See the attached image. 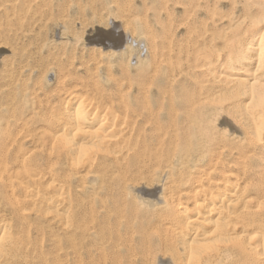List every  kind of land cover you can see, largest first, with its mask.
<instances>
[{
  "label": "bare ground",
  "instance_id": "1",
  "mask_svg": "<svg viewBox=\"0 0 264 264\" xmlns=\"http://www.w3.org/2000/svg\"><path fill=\"white\" fill-rule=\"evenodd\" d=\"M94 2L0 3V264H264V0Z\"/></svg>",
  "mask_w": 264,
  "mask_h": 264
},
{
  "label": "rangeland",
  "instance_id": "2",
  "mask_svg": "<svg viewBox=\"0 0 264 264\" xmlns=\"http://www.w3.org/2000/svg\"><path fill=\"white\" fill-rule=\"evenodd\" d=\"M64 2V0H47V2H49V4L56 9V2ZM66 3H69L71 7H81L83 9H86L88 7V5H92V3L94 4L95 8H97L98 10H103L102 6L99 3H95L94 0H65ZM0 3H4V0H0ZM38 5H41V3L39 2ZM86 7V8H85ZM53 14L56 15L58 14L59 16H69V19L71 21H76L75 19L78 18L77 13H72V11L70 12H59V11H53ZM1 17V16H0ZM54 19H56L57 17H53ZM82 18H85V15L82 16ZM88 20V18H87ZM6 25L4 20L1 17V23H0V30L5 29ZM91 33V30L88 32ZM58 37V28L56 25H51L47 30H45L43 32V35L40 37V39H48L51 43H53L54 39H57ZM1 40V38H0ZM86 43V41H85ZM43 44V41H36V42H25V43H20L18 45V48H21L22 50H25L23 53H28V55H32V53L38 51L41 52L40 54L43 55V57H45L46 59L48 58L50 61H52L53 59H55V61L57 60H65V59H69V57H74L77 58V60L73 59L72 61H79L80 58L81 61H87L88 58V54L91 52V49L93 48L90 45L84 44L83 47L79 48L81 51L76 50L74 51V49L72 48L71 44L69 43H65L62 42L61 43H56V46L54 47H48V48H43L41 47V45ZM8 50V49H7ZM102 51H108L105 49H101ZM27 55V56H28ZM2 55H0V61L2 63H0V71L1 69L5 68V66H10L9 69L12 70L13 72H16V68L18 67V64L20 65H24L23 61H26L25 58H22V60L20 59H14L10 56L9 52L5 50V53L3 54V56L5 57L3 60L1 59ZM26 56V57H27ZM74 61V62H75ZM54 63V62H53ZM66 65V64H65ZM32 66V65H31ZM30 66V67H31ZM79 82V81H76ZM72 83V82H71ZM75 86V84H73Z\"/></svg>",
  "mask_w": 264,
  "mask_h": 264
}]
</instances>
